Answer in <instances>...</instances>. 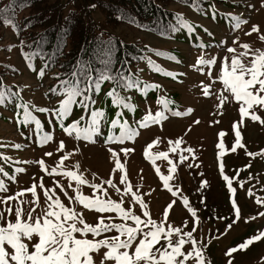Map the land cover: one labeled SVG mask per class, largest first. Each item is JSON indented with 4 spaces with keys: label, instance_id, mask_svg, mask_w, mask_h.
I'll use <instances>...</instances> for the list:
<instances>
[{
    "label": "rangeland",
    "instance_id": "1",
    "mask_svg": "<svg viewBox=\"0 0 264 264\" xmlns=\"http://www.w3.org/2000/svg\"><path fill=\"white\" fill-rule=\"evenodd\" d=\"M203 5L205 7L199 11L182 5L175 6L188 18L187 22L194 26V31L189 32L182 27L173 38L160 37L150 30L139 31L127 26H121L112 31L127 42L140 41L145 47L153 51L158 50L163 54H160L162 57L151 52L150 60L165 72L176 74L173 78L153 71L147 61L140 63L137 66L140 70L137 74L139 88H143L144 84L159 85V88L148 90L147 95H144L139 88L128 93L119 92L126 101L136 106L135 111L115 106L111 98L107 96L111 88L107 85L99 94H88L94 103L89 102L87 111L83 107L74 105L70 115L59 121L55 118L54 110L59 108L64 97L52 91L53 88L59 90L58 86L54 87L56 80L53 78V73L45 68V74L41 78L38 73L44 66L40 62L33 65L35 71L29 68L23 57L19 38L9 26L0 23V70L4 72L3 79L6 84L13 85L15 92H19V96L27 102L29 109L41 122L44 130L41 135H38L32 126L19 129L15 117H23L24 110H19L13 99L9 100L4 107L0 105V167L8 173L7 176L0 174V179L4 180L8 189L6 192H0V197L15 196L32 184L38 185L39 196V207L32 203L35 197L31 193H26L18 200L9 201L7 204L0 202V212L4 213V219L0 220V224H5L8 220L15 222L17 207L23 208L25 218L34 207L36 210L32 212L33 218L43 214L46 197L44 190L39 187L42 181L45 188L55 189L56 195L65 206L82 213L83 219L88 224L96 225L100 214L87 210L78 202L70 201L68 198L75 195L76 183L63 175L48 174L53 168L61 171L58 165L65 155L69 158L64 161L63 170L77 171L89 182L79 186L81 194L93 197L95 192V195H102V192L95 191L90 185L103 184L104 181L112 179L121 191L117 192L115 188L103 184L107 189V196L104 198L122 201V207L132 208L135 214L141 215L142 219H147L143 217L139 205L131 199V194H124L125 185L120 184L123 173L119 170L113 172L114 160L108 151L111 148L119 153L120 161L126 165L128 182L132 185L133 191L141 195L148 205L152 219L158 223L161 222L166 206L175 200L169 212L167 224L184 228V222L187 221L184 231H191L196 218L191 216L179 197L172 196L163 188L162 181L155 171V168L159 167L161 173L168 175L170 165L166 160L158 159L154 166L144 156L147 145L159 138L160 142L150 149V152L152 154L169 152V158L177 162V172L174 174V179L170 181V185L173 186V190L179 188L180 195L187 197L190 206L197 212L199 223L193 232V237L204 248L206 264L207 262L228 264L229 259H232L233 264H264V239L255 241L247 250L233 253L232 257L225 255L229 249L264 232V216L260 215L264 212V205L256 203L257 198L264 199V156L249 157L246 154L248 151L256 153L264 150V124L253 122L250 117H245L243 125L240 126L241 143L245 147L237 148L235 152H232L231 148L236 139L233 125L241 119L240 105L231 93L224 89L219 79L225 58L230 64L234 56H240L245 51L241 47L242 44H249L251 47L248 56L240 57L246 65L250 64L251 57L257 50H264V41L259 39V36L264 34V6H262L264 0H205ZM31 13L32 10L27 9L24 17ZM231 16H239L248 23L235 29ZM93 17L99 24L104 22L105 17L99 8L93 11ZM253 25H258L260 32L246 35L245 33L251 31ZM234 41L238 42L234 43ZM9 48H11L10 51ZM229 48H234L236 51L229 52ZM201 56L205 59H215L216 62L210 66L194 67ZM205 87L209 88L208 96L203 94ZM221 94L228 99L222 107H219ZM81 98L77 97V100ZM161 98L170 102L168 109L171 111L159 103ZM38 108H47L49 111L42 113L36 110ZM100 109L104 111V117L100 122L99 134L94 136L95 143L76 139L75 133L70 136L61 127V124L69 127L77 120L80 121V127H86L91 111ZM149 109L153 115L158 111H164L168 118L149 128H139L138 122L143 119ZM188 109L193 110L188 115H172V112H187ZM254 111L264 119V109L254 108ZM117 119L121 124L127 121L128 126L138 129L139 134L133 140H125L122 144H106L105 139L109 135L117 137L120 135L119 125L115 128L111 126V122ZM221 132L226 133L223 137L225 145L223 157H219L221 150L217 147L221 142L219 136ZM45 133L52 139L41 145L40 137ZM179 138H183L180 149L191 147L195 150L194 157L192 154L184 153L189 159L183 163H179L180 149L177 153L169 151L168 141ZM61 141L65 144L62 151L58 148ZM16 144H20L21 148H15ZM122 149L134 151L125 156ZM46 153H52V155L48 156ZM4 157L9 159L5 160ZM41 159L44 161L43 167L37 163ZM220 163L224 165L223 174L220 172ZM189 164L193 166L189 167ZM17 168H23L25 171L18 173ZM223 175L233 180V187L236 189L235 198L241 209L239 218L234 216L231 204L233 194L229 191ZM11 177H15V180ZM203 181L208 182L206 187L202 186ZM69 184L72 185L71 188ZM249 190L254 195L250 196ZM64 192L68 195L65 196ZM20 201L24 203L21 204ZM9 207L13 209L11 215L7 212ZM103 215L113 217L112 220L106 219V223L124 222L116 213ZM127 223L131 225L132 221ZM77 226L82 227L79 224ZM117 235L119 233L113 230L96 237L91 233L87 237L77 233L76 237L101 240ZM172 239L175 241L177 237L173 235ZM37 241L38 237L34 236L30 242L27 240L24 242L32 251L34 250L32 246ZM138 242L139 238L136 243ZM134 249L135 244L130 251ZM8 250L11 251L10 248ZM184 250L191 251L192 245L186 244ZM106 251L107 249H101L99 253H91L95 264H101V257ZM104 264H115V261H105ZM188 264H196L195 259L189 260Z\"/></svg>",
    "mask_w": 264,
    "mask_h": 264
},
{
    "label": "snow or ice",
    "instance_id": "2",
    "mask_svg": "<svg viewBox=\"0 0 264 264\" xmlns=\"http://www.w3.org/2000/svg\"><path fill=\"white\" fill-rule=\"evenodd\" d=\"M193 6L195 7V5ZM5 11L6 10L0 9V19H3V23L5 25H11L18 33L20 31L19 26L14 24L12 19L8 18V16L4 14ZM213 16L215 17V13ZM177 18L182 27L188 29L189 32L194 31V26L184 20L183 17L178 16ZM231 20L234 21L235 29H239L242 24L248 23L247 20H242L239 16H231ZM173 30L175 31V29ZM259 32V26L253 25L251 31L245 34L252 35L253 33ZM259 39L264 41V34H261ZM235 42L238 41H234V43ZM21 43L23 44V41ZM241 47L245 51L242 52L240 56H234L231 59L230 64L228 63L227 58H225L222 72L219 76L224 89L230 92L234 97V100L240 105L239 114L241 119L233 125L236 139L234 146L231 148L232 152H235L237 148L245 147V145L241 143L242 134L240 131V126L243 125L245 117H250L253 122L264 124V119H262L254 111V108L264 109V50H257L256 53L252 55L250 64L246 65L240 57L248 56L251 52V47L249 44H242ZM10 50L11 48H9V51ZM228 51L235 52L236 50L234 48H229ZM160 54L163 55L162 53ZM23 55L24 59L28 62L29 68H32V70L35 71L32 61L35 57L42 55L40 50L37 49L33 52H25ZM105 55H109V53H105ZM171 58L174 59V57ZM215 62V59H205L201 56L197 59L194 67L199 68L204 65L210 66L215 64ZM101 63L105 64V69L100 71L99 77L95 80L88 75L87 87H81L80 76H78L77 72L74 71L72 73L73 79L61 80L60 85L58 86L59 90L57 88L52 89L54 93L64 97L60 102L59 108L54 110L55 118L58 121L68 117L74 105L83 107L85 111L89 109V102L94 103V101L91 100V96L85 95V92L91 91L93 88L99 90L101 84L106 80H117L116 77H113L108 73L107 69L108 65H110V60H102ZM148 63L151 65L153 71L175 78L176 74L165 72L159 65H156L155 62L150 59L148 60ZM47 67L48 65L45 64L44 68H42L38 73L41 78L44 76V70ZM77 67L79 68L80 73L85 72L86 66L78 65ZM118 84L129 89L133 87L139 88V82L133 81L124 76L119 77ZM156 88H159V85L144 84L143 88H139V90L144 95H147L148 90ZM203 94L205 96L210 94L208 87L204 88ZM107 96L111 98L112 103L118 108L135 111L136 106L126 101L124 97L120 96L115 88L111 89L107 93ZM18 97L19 92H13L10 88H5L2 78H0V105H4L6 101ZM77 97L82 98L78 101ZM227 99V96L221 94L219 96L218 106L222 107ZM159 103L162 104L165 109H168L170 102L167 99L161 98ZM16 107L24 110L23 120L20 121V123L28 124L29 122L35 121L37 129L40 128V122L36 120L27 104L21 103L16 105ZM36 110L42 113L49 111L47 108H38ZM168 110L171 111V109ZM192 111V109H188L187 112L175 111L172 112V115L184 116L190 114ZM103 117L104 111L102 109L92 110L90 120L86 127H80L79 120L73 122L69 127H64L63 124H61V127L70 136L75 133L76 139H83L85 141L95 143L96 141L94 136L99 134V126ZM167 118L168 117L165 115L164 111H158L153 115L149 109L143 119L138 122L139 128H149L153 124H160ZM81 119H83V117ZM195 123L198 124L199 121H195ZM117 125L120 127V135L118 137L109 135L105 139L106 144H122L125 140H133L134 137L139 134L138 129H133L128 126L127 121L123 124L120 123L119 119L111 122V126L113 128L117 127ZM225 135L226 133L223 132L219 134L221 138V142L217 145V147L221 150L218 154L219 157H223L225 155V145L223 143V137ZM51 139L52 137L45 133L40 137L39 142L43 145ZM159 142V138H157L152 143L147 145L144 156L154 166L158 159H164L170 165L168 175L161 173L159 167H156L155 171L159 176V179L162 181L163 188L169 191L172 196L179 197L183 206L187 209L191 216L196 218L194 221V227L191 231H184V228L187 227V221L184 222V228L174 227L171 224H167L169 212L175 204V200L166 206L163 212V220L161 222L158 223L156 220L152 219L150 212L148 211V205L145 203L141 195L133 191L132 185L128 182L129 178L126 171V165L120 161L119 153L115 152L113 149H108L114 160L113 172L119 170L123 173L120 179V184L125 185L123 190L124 194H131V199L139 205L142 210L143 217H147V219H142L141 215L135 214L132 208L125 209L122 207V201L117 202L111 198H104L107 196V189L104 188L103 184H107L110 187L115 188L117 192L121 191L116 187L112 179L104 181L103 184L90 185V187H92L95 191L102 192V195H95V192L93 197L81 194L79 186L89 184V182L84 178L83 174H80L77 171L63 170L64 161L69 158L68 155H65L61 158L58 165L61 171H57V168H53L48 174H55L57 176L63 175L74 181L76 183V188L74 189L75 195L69 196V200H74L82 205L83 208L93 210L100 214L98 216V222L96 225L88 224L83 219L82 213H78L75 209L65 206L59 196L56 195L55 189L45 188L41 181L39 187L44 190V196L46 197V207L43 209V214L37 215L33 218L32 212H35L36 210L34 207L28 213L27 218H25L23 208L17 207L15 209V222L8 220L5 224H0V264H95L91 253H99L101 249H107L101 257V264H104L105 261H115V264H188V261L193 258L195 259L196 264H206L204 248L203 246H200L198 241L193 237V232L196 230V226L199 223L197 212L190 206L188 198L180 195L181 190L179 188L173 190V186L170 185V181L174 179V174L177 172V162H174L169 158V152H159L157 154H152L150 152V149H152ZM182 143L183 138H179L175 141L169 140V151L171 153H177V150L180 149ZM14 147L19 149L21 148V145L16 144ZM58 148L61 151L65 148L63 141L59 143ZM122 151L125 156H127L134 150L122 149ZM185 152L192 154L193 157L195 156V150L191 147L180 149L179 163H183L189 159L188 156L184 155ZM246 154L249 157L264 156V150L256 153L248 151ZM46 155L51 156L52 153H46ZM4 159L7 160L9 158L4 157ZM37 163L42 167L44 165V161L42 159ZM192 166V164H189V167ZM196 166L198 167L199 165ZM76 167L78 168L79 166L77 165ZM248 167H250V165ZM219 168L221 174H223V163H220ZM16 171L18 173H22L25 169L17 168ZM45 171H47V169H45ZM0 174H3L4 176L8 175V173L4 171L3 167H0ZM11 179L15 180V177H11ZM223 179L226 181L229 191L233 194L231 204L234 216L239 218L241 216V209L235 198L236 189L233 187V180L227 175H223ZM207 184V181L202 182V186L204 187H206ZM241 186H243V184H241ZM37 187V184H32L29 188L20 191L15 196H8L6 198L0 197V202L7 204L9 201L18 200L19 197L24 196L26 193H31L32 196L35 197L32 203L36 207H39ZM60 187L62 188V186ZM69 187L71 188L72 185L69 184ZM7 190V185L4 180L0 179V192H6ZM248 194L250 196L254 195L251 190H249ZM64 195L67 196L68 193L64 192ZM20 203L23 204L24 202L20 201ZM256 203L264 205V199L257 198ZM7 212L11 215L13 209L9 207ZM105 213H116L124 222L106 223V219L112 220L113 217H105L103 215ZM260 215L264 216V212L260 213ZM3 219L4 213L0 212V220ZM127 221H132V224H128ZM78 224L82 225V227H78ZM166 224L167 227H165ZM229 227H231V225H229ZM113 230L119 233V235L107 237L101 240H89L87 238L76 237L77 233H79L82 237H87L89 233L96 237ZM173 235L177 237L175 241L172 239ZM34 236L38 237V241L32 246L34 250L30 251L29 245L24 241L27 240L30 242ZM185 237L187 239H185ZM138 238L139 242L136 243ZM261 239H264V232L247 239L237 247L229 249L225 255L232 257L233 253L241 250H247L255 241H259ZM188 243L192 245L191 251L184 250V246ZM134 244V251H130ZM8 248H10L11 251H9ZM207 264H210V262H207ZM228 264H233L232 259H229Z\"/></svg>",
    "mask_w": 264,
    "mask_h": 264
},
{
    "label": "trees",
    "instance_id": "3",
    "mask_svg": "<svg viewBox=\"0 0 264 264\" xmlns=\"http://www.w3.org/2000/svg\"><path fill=\"white\" fill-rule=\"evenodd\" d=\"M62 1L0 0V9L6 10L4 14L19 26L20 31L17 33L11 25H5L3 19H0V23L9 26L20 42L23 41V44H20L23 54L40 50L42 55L35 57L32 64L40 62L42 66L48 65L46 69L53 73L56 80L54 87L59 86L61 80L73 79L74 71L80 76L81 87H87V76L90 75L93 80L98 78L100 71L105 69V64L101 61L110 60L108 73L117 80H106L99 90L93 88L85 92V95L99 94L107 85L111 86L110 90L115 88L118 93L132 92L136 87L129 89L120 86L119 77L124 76L139 82L137 74L140 70L137 66L144 61L148 62L152 56L151 52L162 57L158 50L155 52L140 41L127 42L114 34L113 30L127 26L139 31L150 30L160 37L173 38L182 28L177 17L188 21V18L175 8L176 5L191 7L197 11L205 7V0ZM96 8H99L105 17L101 24L93 17ZM27 9H31L32 13L24 17ZM26 63L28 64L27 61ZM78 65L86 66L84 73H80ZM3 74L0 70L3 85L15 92L13 85L6 84ZM7 102L1 106L4 107ZM13 102L15 105L27 104L20 96L13 98ZM15 120L19 129L32 126L36 134L41 135L44 132L41 126L37 129L35 121L23 124L20 123L23 117H15Z\"/></svg>",
    "mask_w": 264,
    "mask_h": 264
}]
</instances>
